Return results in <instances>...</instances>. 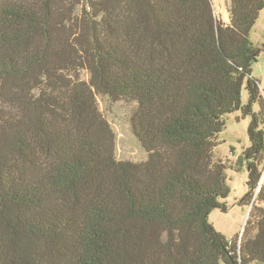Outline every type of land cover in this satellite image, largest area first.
Returning <instances> with one entry per match:
<instances>
[{
	"label": "trees",
	"instance_id": "1",
	"mask_svg": "<svg viewBox=\"0 0 264 264\" xmlns=\"http://www.w3.org/2000/svg\"><path fill=\"white\" fill-rule=\"evenodd\" d=\"M225 3L228 23L213 0H0V264H264V0ZM99 97L137 105L146 160L117 158ZM238 111L251 210L228 239L209 216Z\"/></svg>",
	"mask_w": 264,
	"mask_h": 264
},
{
	"label": "rangeland",
	"instance_id": "2",
	"mask_svg": "<svg viewBox=\"0 0 264 264\" xmlns=\"http://www.w3.org/2000/svg\"><path fill=\"white\" fill-rule=\"evenodd\" d=\"M226 0H213V5L216 8L217 14L223 18H227L225 8ZM253 43L256 46L264 44V12L261 14L260 20L254 29L251 36ZM253 77L260 82V89L264 97V51L260 54L258 62L254 64L252 69ZM98 102L104 117L112 125L117 138L116 155L119 160H129L132 162H141L147 159L146 151L133 135L131 124L132 115H134L137 105L131 102L119 101L114 103L107 97H99ZM243 103L247 102V94L243 93ZM255 111L259 110V106H255ZM249 118H243L238 111L226 119V129L220 134V146L215 150L217 158L227 162V171L229 178V187L231 195L227 200H224L228 206V214L220 210H215L209 216L210 222L215 228L224 234L228 239H231L235 234L241 233L244 230L246 221L250 214V207H243L239 201L247 193L248 174L246 168L236 172L233 168L236 167L237 160L241 153L245 151L249 145L248 126ZM264 187V169L260 187Z\"/></svg>",
	"mask_w": 264,
	"mask_h": 264
},
{
	"label": "crops",
	"instance_id": "3",
	"mask_svg": "<svg viewBox=\"0 0 264 264\" xmlns=\"http://www.w3.org/2000/svg\"><path fill=\"white\" fill-rule=\"evenodd\" d=\"M225 8H226V3H225ZM215 9H216V8H215ZM226 12H227V15H228L227 18H223V16L220 17L219 15H218V16H219L220 18H222V20H223L224 22H227V23H228V22H229V19H230V16H229V12H228L227 8H226ZM216 13H217V12H216Z\"/></svg>",
	"mask_w": 264,
	"mask_h": 264
}]
</instances>
